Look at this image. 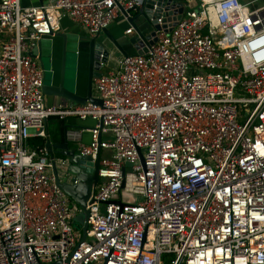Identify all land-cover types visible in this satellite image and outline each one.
Instances as JSON below:
<instances>
[{
	"label": "built area",
	"instance_id": "obj_1",
	"mask_svg": "<svg viewBox=\"0 0 264 264\" xmlns=\"http://www.w3.org/2000/svg\"><path fill=\"white\" fill-rule=\"evenodd\" d=\"M260 1L0 0V264H264ZM148 2L161 28L94 78L101 104L48 105L32 51L63 16L95 38ZM52 117L93 120L69 139L102 150L84 241L70 158L30 143Z\"/></svg>",
	"mask_w": 264,
	"mask_h": 264
},
{
	"label": "water",
	"instance_id": "obj_2",
	"mask_svg": "<svg viewBox=\"0 0 264 264\" xmlns=\"http://www.w3.org/2000/svg\"><path fill=\"white\" fill-rule=\"evenodd\" d=\"M149 1L153 2L155 0ZM178 5L180 6L178 11L182 12L183 2L179 1ZM124 13L127 14V12ZM160 16L161 9L155 10L153 4L150 2L146 3L144 7L138 8L134 11L133 15L128 18V22L136 33V35L131 38V42L135 43L141 37L144 42L149 43V39L156 36V30L161 28V25L157 20ZM103 32L110 38L123 56L129 54L109 32V29H105ZM61 35L64 38V62H66L68 52L70 51L69 48L71 46L68 44V36L65 34ZM98 37L89 40V52L86 56L88 64V89L86 94L79 95L76 91L68 89L65 86V72L63 71L61 82L59 84H54L52 82L44 84L43 91L47 97L65 98L76 104H85L87 102L101 104V100L94 95L93 81L95 77H99L103 73V65H106L109 62L110 52L106 49V46L98 40ZM40 49H42L41 41L37 43V47L32 51L33 56H37V53L39 55ZM74 49H77V45L74 46ZM102 53L104 54V57H101ZM71 131L73 130L69 128V125H64L59 140L52 137L49 132V136L46 138V148L50 152L52 158H55V156L58 155L70 158V164L68 167L70 179H61L55 160H53V173L55 175L56 184L83 210L81 229L83 232L82 241H84L87 236L90 207L94 202L96 187L100 181L99 169L102 150L99 149L95 160L92 156L81 154L78 152L77 147H72L69 144V141H71V139H69V136L72 133ZM61 137H63V140H61ZM74 141H76V139ZM127 165L131 164L127 163ZM124 186L125 180L122 187Z\"/></svg>",
	"mask_w": 264,
	"mask_h": 264
},
{
	"label": "crops",
	"instance_id": "obj_3",
	"mask_svg": "<svg viewBox=\"0 0 264 264\" xmlns=\"http://www.w3.org/2000/svg\"><path fill=\"white\" fill-rule=\"evenodd\" d=\"M49 1L50 0H21V5L24 7H28L39 5L41 3H48ZM177 1L185 2V0ZM77 25L78 24L74 23L68 16H63L61 20V30L51 36H46L41 39L42 49L39 50V55L37 53V56L35 57L44 67H50L51 74L49 75V81H45V83L52 82L54 84H59L61 82V76L64 71L65 86L70 90L76 91V93L79 95H85L88 89V64L86 56L89 52V40H91V37L85 32V30L80 25H78L81 29L84 30H82L83 33L80 34V29ZM130 27L131 25L128 20L124 17L123 14H120L108 29L109 32L116 39L122 40L125 31ZM61 34H65L68 36V44L71 46L69 48L70 51L68 52L66 62H64V38ZM103 34L104 32L99 35L98 40L102 42L106 46V48L111 47V43L107 36H105V38L101 40ZM127 36L129 38L133 37L132 35ZM75 45H77V49H74ZM131 46L133 49L132 52L134 53L135 48L133 45ZM122 57L123 54L119 50H116L115 52L110 51L109 60H111V63L109 62L110 64L108 63V65L103 68L102 72H106L111 68L115 67ZM46 102L48 105L56 106H70L76 104L65 98L53 97H46ZM58 121H60V118L58 117H52L49 120V131L51 136L54 138L60 137L63 131V129L60 131L53 126L54 123ZM64 121L65 125H69V128L73 130L72 132L82 133V138L84 142L89 143L91 141L90 128L94 125L93 120L67 118L64 119ZM69 144L72 147H77L76 142L74 141H69Z\"/></svg>",
	"mask_w": 264,
	"mask_h": 264
},
{
	"label": "rangeland",
	"instance_id": "obj_4",
	"mask_svg": "<svg viewBox=\"0 0 264 264\" xmlns=\"http://www.w3.org/2000/svg\"><path fill=\"white\" fill-rule=\"evenodd\" d=\"M260 5L261 4H264V0H261L260 1V3H259ZM78 26V25H77ZM79 27V29H80V34L81 33H83V29H81L80 28V26H78ZM83 30V31H82ZM78 35V34H77ZM80 36V35H79ZM105 36H106V34L104 35H102V37H101V40H103L104 38H105ZM107 38L109 39V41H110V43H111V47H107L106 49L107 50H109V52L111 51V52H115L116 50H118L117 48H116V46L114 45V43L110 40V38L107 36ZM118 42H119V44L121 45V46H123L124 47V49L128 52V53H133L132 52V46L131 45H133L132 44V42H131V38H129L127 35L125 36V33H124V37H122V40H119V39H116ZM87 41V40H86ZM107 45V44H106ZM111 60H109V62H110ZM108 62V63H109ZM111 63V62H110ZM109 63V64H110ZM48 66V65H47ZM46 68V77H45V81H49V75L51 74V70H50V67H45ZM108 153L109 152H107V151H104V155H108ZM82 219H83V211L82 212H80V213H78L74 218H73V220H74V227L76 228V229H78V230H81V228H82ZM89 240H91V239H89Z\"/></svg>",
	"mask_w": 264,
	"mask_h": 264
},
{
	"label": "trees",
	"instance_id": "obj_5",
	"mask_svg": "<svg viewBox=\"0 0 264 264\" xmlns=\"http://www.w3.org/2000/svg\"><path fill=\"white\" fill-rule=\"evenodd\" d=\"M52 124V123H51ZM64 125H65V121L64 120H61L58 121V122H55L54 123V127L58 130H62L64 128ZM50 130V129H49ZM50 132V131H49ZM51 135V134H50ZM60 138V137H58ZM56 138V139H58ZM61 140H63V137H61ZM30 143H31V146L37 150H41L43 149L44 147H46V138H43V137H33L30 139Z\"/></svg>",
	"mask_w": 264,
	"mask_h": 264
}]
</instances>
